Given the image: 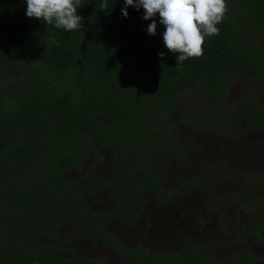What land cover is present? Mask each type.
<instances>
[{
	"label": "trees",
	"instance_id": "1",
	"mask_svg": "<svg viewBox=\"0 0 264 264\" xmlns=\"http://www.w3.org/2000/svg\"><path fill=\"white\" fill-rule=\"evenodd\" d=\"M104 2L81 0L77 14L84 27L66 32L27 17L26 0H0V81L17 71L39 79L28 85L24 98L0 93V264H200L192 247L153 254L120 244L102 221L88 223L87 191L65 179L61 170L75 166V147L81 152L89 136V149L109 148L108 160L114 163L105 164L110 177L89 175V197L114 185L120 186L119 198L134 200L148 190L165 200L170 192L162 186L161 173L168 160L160 159L181 151L168 120L184 93L203 91L210 106L206 112L214 115L208 118L227 133L241 128L256 132L264 126L259 107L242 100L226 103L234 76L256 79L264 67V0H226L229 11L217 25L219 34L206 38L201 57L180 65L177 54L164 46L158 14L156 35L151 36L147 26L152 21L142 19L143 8L128 7L124 17V0H107L108 7L101 9ZM219 111L227 115L221 119ZM40 121L46 133L22 139L21 128ZM88 123L89 131L77 129ZM37 151L44 160L32 164ZM97 160L104 161L101 156ZM27 165L39 167L38 178L11 175ZM64 201H72L68 214L73 218H61ZM235 201L257 216L250 228L264 248V196L241 193ZM65 225L72 226L71 241L100 242L125 261L111 263L73 250H67L71 257L59 255L52 242ZM237 258L241 263L249 256Z\"/></svg>",
	"mask_w": 264,
	"mask_h": 264
},
{
	"label": "rangeland",
	"instance_id": "2",
	"mask_svg": "<svg viewBox=\"0 0 264 264\" xmlns=\"http://www.w3.org/2000/svg\"><path fill=\"white\" fill-rule=\"evenodd\" d=\"M227 98V104L242 100L264 111V67L256 79L234 76ZM207 109L205 95L199 89L178 99L169 125L181 143V151H170V158L160 159V163L168 160L162 164L161 179L171 196L158 203L153 193L142 194L141 217L130 226L110 219L108 229L116 239L156 254L192 247L201 257L200 264H264V248L250 228L258 218L235 201L241 193L264 196V126L256 132L241 128L230 134L215 126L208 118L214 116L212 110L207 114ZM217 115L222 119L227 114L219 111ZM191 116L196 118L191 120ZM227 123H232L231 119ZM92 161L89 157V164ZM104 168L90 167L89 175L110 177ZM119 188L89 198L101 209L107 208L112 199L119 198ZM52 243L63 257H71L67 250H73L83 257L125 260L102 244L71 241L66 228L59 230ZM241 254H248L247 262H238Z\"/></svg>",
	"mask_w": 264,
	"mask_h": 264
},
{
	"label": "clouds",
	"instance_id": "3",
	"mask_svg": "<svg viewBox=\"0 0 264 264\" xmlns=\"http://www.w3.org/2000/svg\"><path fill=\"white\" fill-rule=\"evenodd\" d=\"M26 15L29 18L42 20L66 32L79 31L84 27V18L77 14L82 5L81 0H26ZM108 7L107 0L100 5L101 9ZM128 7L137 11L144 10L142 19L151 20L147 33L156 35L157 22L164 26V46L177 54L178 65L190 58H199L204 54L203 45L206 38L216 36L217 27L229 11L226 0H124L121 13L128 16ZM52 43L58 42L53 37ZM163 57L164 52H159Z\"/></svg>",
	"mask_w": 264,
	"mask_h": 264
},
{
	"label": "flooded vegetation",
	"instance_id": "4",
	"mask_svg": "<svg viewBox=\"0 0 264 264\" xmlns=\"http://www.w3.org/2000/svg\"><path fill=\"white\" fill-rule=\"evenodd\" d=\"M135 58L133 59L134 62ZM137 60H135L136 62ZM133 62H131V64H133ZM35 82H39V79H35V76L33 75V73H27L26 75H23V73L17 71L16 73L11 74L10 76L6 77L4 80L3 78L0 81V93H6L7 96H11L14 94H23L25 93V91L27 89H29V84L30 83H35ZM12 96V97H13ZM26 97L25 95L23 96V98ZM206 106L210 108V106L206 103ZM215 108V107H213ZM170 120V119H169ZM168 120V124L170 123V121ZM170 126V125H169ZM77 129L81 132H87L89 131V123L88 125H79L77 127ZM46 131L45 128V124L44 122L40 121L39 124L37 125H32V126H27V127H22L21 130L19 131L21 134L22 139L26 138L27 136H42L43 132ZM46 133V132H44ZM93 140L91 139L90 143ZM82 147V151L79 152V148L75 147L76 150H74L73 152V156H74V160H75V166H70L67 169H62L61 172L64 175L65 179H69L72 182H75L76 184H74L75 187H83V192L87 191L88 196L84 199V208H85V216H86V221L91 222L94 221L96 219V221H102L103 225L102 227L105 228L110 234H112L107 226V221L112 219L115 221H119L121 223H127V225H131L133 224L138 217H141L142 212H143V208H144V200L140 197L142 194L146 193V192H151L152 191H148L145 190L143 193H140L138 195L137 198H135L134 200L131 199H126V198H117V199H112L114 200V202L109 205V207L107 208H103L101 209L100 207H98V205L94 204V200L93 198H89V184L91 183V180H89V169L90 167H105L106 165H110V167H113V164H111L108 160L109 156L111 155V151L110 149H99L96 153H94L92 150L89 149V136L87 137L86 141L81 145ZM78 148V149H77ZM107 152L109 153L107 155ZM172 152V151H171ZM95 154V155H94ZM43 155L41 153H39V151H37L36 153H34L30 158H32V164H37V162H41L44 160V158L42 157ZM45 157L48 156L44 155ZM102 157L104 161L102 162H98L97 158L98 157ZM89 157L91 159H93V161L89 164ZM170 158V157H169ZM26 160L25 158H22L21 162ZM46 160V159H45ZM27 162V161H25ZM29 163V161L27 162ZM109 170H111V168H109ZM18 173H21L23 175H25V177H29V175H31L33 178H38V175L41 173V171L39 170V167H30L27 165L24 168H16L14 169V172L11 173V175H18ZM110 174H114V171L110 172ZM111 175V176H112ZM163 186V183H162ZM114 185H111L110 187L104 189V190H108L110 188H114ZM164 188H166L169 192H170V196H171V190L169 188H167V186H163ZM103 190V191H104ZM120 189L119 192L117 194V196L120 193ZM154 194V193H153ZM93 195V194H92ZM91 195V196H92ZM155 195V194H154ZM169 196V197H170ZM156 197V201L158 203H164L166 201H168L169 198H166L165 200H159ZM79 202L83 203V199H80ZM72 201H64L62 202V209H61V218H73L71 217L72 214H68V211L72 212V208L71 206ZM133 203L134 204V209L131 210L130 208V204ZM120 204H127L126 208H122L119 205ZM133 212H135L133 214ZM104 215V216H101ZM122 217V218H121ZM123 218H125L126 220H124ZM72 226H64V227H60L59 230H63V228L67 229V233H70ZM112 236L115 238V236L112 234ZM116 239V238H115ZM84 240V239H82ZM87 241H89V239H86ZM85 240V241H86ZM116 241H118L120 244L125 245L127 247H142L147 249L144 246H137V245H131V244H126L124 243L121 239H116ZM97 244H102L100 242H97ZM103 247L111 249L110 247L102 244ZM187 247V246H186ZM186 249L185 247H181L176 249L175 251H171L168 253H177L181 250ZM113 254H115L117 257L122 258L123 256H121V254L115 253V251L113 249H111ZM149 253H153L156 254L152 251H150L149 249H147ZM157 254H161V253H157ZM91 257H96L98 259H101L98 256H91ZM124 258V257H123ZM125 259V258H124ZM104 260V259H103ZM120 261V262H124ZM110 262V261H109ZM118 261H114L111 263H115ZM174 264V263H172Z\"/></svg>",
	"mask_w": 264,
	"mask_h": 264
}]
</instances>
